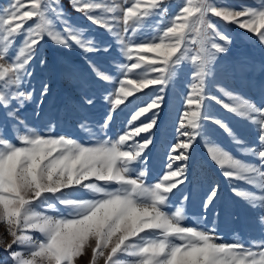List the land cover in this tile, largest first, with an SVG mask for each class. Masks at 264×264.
<instances>
[{
	"label": "snow or ice",
	"instance_id": "1",
	"mask_svg": "<svg viewBox=\"0 0 264 264\" xmlns=\"http://www.w3.org/2000/svg\"><path fill=\"white\" fill-rule=\"evenodd\" d=\"M69 3L113 37L124 60L115 64L118 77L88 58L89 54L110 53L113 45L86 36L85 29L72 23L62 0H9L0 8V117L12 122L18 141L8 139L0 124V223L12 237L5 247L12 264H77L86 249L91 250L90 264L100 260L104 264H264V240L229 243L215 226H184L187 194L174 211L165 210L174 190L186 183L189 153L197 138L206 135L204 125L210 121L242 155L252 158L243 160L206 141L209 157L232 185V193L259 210L264 224V107L224 87L218 90L228 102L206 92L219 54L226 53L232 43L213 18L254 34L264 44V0L259 6L238 9L214 0H182L171 16L169 0ZM46 37L60 47L75 45L85 53L98 82L115 84L102 96L107 110L96 131L87 121L79 125L90 139L95 138L94 143L52 135L56 125L51 122L48 134L38 132L20 115L26 105L42 106L49 94L46 80L40 81L38 95L32 83L37 68L47 65L42 51ZM184 62L192 66V72L176 142L169 148L163 174L147 183L146 151L153 138L142 134L156 126L164 92ZM149 88L154 89L149 101L131 111L115 139L108 136L118 110L124 111L129 98ZM205 100L252 124L257 144H248L224 120L211 116ZM95 103V96L88 92L80 101L83 108ZM148 113L151 117L142 120ZM79 189L91 193V198H72L66 193ZM219 191L218 184L209 187L202 201L205 213L215 209ZM57 203L67 209V215L60 213ZM35 233L43 238L36 239Z\"/></svg>",
	"mask_w": 264,
	"mask_h": 264
},
{
	"label": "rangeland",
	"instance_id": "2",
	"mask_svg": "<svg viewBox=\"0 0 264 264\" xmlns=\"http://www.w3.org/2000/svg\"><path fill=\"white\" fill-rule=\"evenodd\" d=\"M8 2L9 0H0V8L6 6ZM214 2L238 9L242 5L259 6L261 0H214ZM62 3L72 23L85 29L86 36L95 38L101 44L113 45L110 53L89 54L88 58L94 60L102 70L118 77L119 73L115 64L122 63L124 60L113 37L104 29L93 25L82 14L74 11L69 0H62ZM181 3L182 0H169V16L177 10ZM154 19L149 23H153ZM213 21L232 38V43L226 53L219 54L214 77L207 82L206 92L228 102L227 98L218 90V86L224 87L234 94L253 101L257 106L264 107V44H261L254 34L248 33L234 24H225L219 18H213ZM19 39L17 43H19ZM42 51L47 58V65L44 69L37 68L32 83L36 86L38 95L40 81L46 80L49 84V94L40 107H37L35 103L26 105L20 113L21 117L25 119L30 128H34L38 132L48 134L51 122L56 125L51 132L52 135H66L86 145L94 143L95 138L90 139L89 133L82 130L79 125L81 122L87 121L88 126L96 131V126L102 122L107 110L106 102L102 96L105 90H111L115 84L98 82L88 68L85 53L75 45L71 49L60 47L46 37L42 42ZM191 72L192 66L188 62H184L179 67L176 76L164 92V104L159 109L156 126L151 133L142 134L143 136L151 135L153 138V144L146 151L147 183L156 182L165 171L169 148L176 142V128L179 116L184 110V100L188 92ZM85 92L95 96V106L81 107L80 101ZM152 95H154V89L149 88L129 98L131 103L124 111L118 110L113 123L109 126L107 135L115 139L123 131L131 111L148 102ZM205 105L207 112L211 116L224 120L237 137L248 144H257L258 133L247 120L229 113L215 101L205 100ZM35 112H39L40 115L36 116ZM151 115L152 113H148L141 119L146 120ZM138 123L140 121H137ZM0 124L4 125L3 134L14 143L18 142L15 139L16 132L12 128V122H5L0 117ZM204 127L206 135L197 138L189 153L188 179L179 189L174 190V195L170 197L165 210L174 211L180 205L183 195L187 194L189 199L184 202L187 217L183 221L184 226L197 228L215 226L217 234L224 242L229 243L237 239L242 240L245 244L253 240H264V224H261L259 220L261 213L259 210L249 208L243 200L232 193V185L222 175L221 169L210 159L206 141L222 146L243 160L252 158L242 155L231 138L212 122H205ZM20 131L23 132L24 129L21 128ZM212 184L220 186L219 199L215 209L210 208L205 213L202 201ZM237 184L239 187L248 188L246 184L238 182ZM66 193L72 198H91V193L84 189L66 190ZM57 207L60 213L67 215V209L64 206L57 203ZM215 212H220V215L215 216ZM50 214L55 215L56 213ZM202 215H206L207 219L202 220ZM34 235L36 239L43 238L39 233ZM11 240L12 237L8 235L6 225L0 223V264H12L8 252L5 251L6 245L11 243ZM13 247L16 246L13 245ZM90 260L91 250L86 249L85 253L78 258L77 264H90ZM99 264H104L103 260H100Z\"/></svg>",
	"mask_w": 264,
	"mask_h": 264
}]
</instances>
